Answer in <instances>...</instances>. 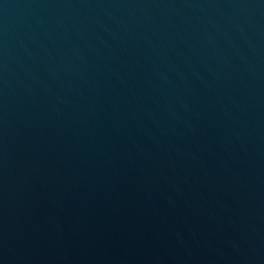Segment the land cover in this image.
<instances>
[{
  "label": "water",
  "instance_id": "1",
  "mask_svg": "<svg viewBox=\"0 0 264 264\" xmlns=\"http://www.w3.org/2000/svg\"><path fill=\"white\" fill-rule=\"evenodd\" d=\"M0 264H264V0H0Z\"/></svg>",
  "mask_w": 264,
  "mask_h": 264
}]
</instances>
